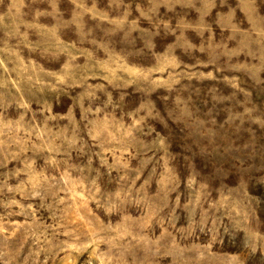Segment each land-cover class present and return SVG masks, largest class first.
<instances>
[{
    "label": "clouds",
    "instance_id": "1",
    "mask_svg": "<svg viewBox=\"0 0 264 264\" xmlns=\"http://www.w3.org/2000/svg\"><path fill=\"white\" fill-rule=\"evenodd\" d=\"M0 264H264V0H0Z\"/></svg>",
    "mask_w": 264,
    "mask_h": 264
}]
</instances>
